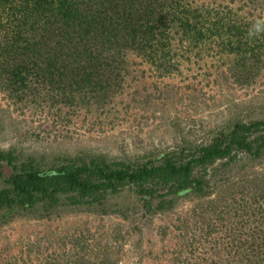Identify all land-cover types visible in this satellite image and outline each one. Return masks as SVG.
<instances>
[{
  "label": "trees",
  "instance_id": "trees-1",
  "mask_svg": "<svg viewBox=\"0 0 264 264\" xmlns=\"http://www.w3.org/2000/svg\"><path fill=\"white\" fill-rule=\"evenodd\" d=\"M257 22L264 0H0V86L14 99L82 111L105 109L129 77L204 67L208 77L248 85L264 73V33L249 37ZM260 161L264 115H236L199 142L128 160L62 155L48 164L0 149V227L123 195L146 216L198 198L208 205L206 234L171 264H264V176L246 175L247 189L232 177ZM219 184L233 200L212 199ZM62 259L47 264L85 261L78 253Z\"/></svg>",
  "mask_w": 264,
  "mask_h": 264
},
{
  "label": "rangeland",
  "instance_id": "rangeland-1",
  "mask_svg": "<svg viewBox=\"0 0 264 264\" xmlns=\"http://www.w3.org/2000/svg\"><path fill=\"white\" fill-rule=\"evenodd\" d=\"M122 87L105 109L80 111L14 99L0 86V149L48 164L62 155L128 160L199 142L236 115H264V73L243 85L208 77L203 67L178 77H129ZM239 168L232 177L246 189V175L264 176V161ZM232 193L219 184L212 199L230 202ZM207 209L206 200L192 198L146 216L135 197L123 195L100 207L24 216L0 227V262L47 264L78 253L84 264H171L186 242L206 234Z\"/></svg>",
  "mask_w": 264,
  "mask_h": 264
},
{
  "label": "clouds",
  "instance_id": "clouds-1",
  "mask_svg": "<svg viewBox=\"0 0 264 264\" xmlns=\"http://www.w3.org/2000/svg\"><path fill=\"white\" fill-rule=\"evenodd\" d=\"M264 33V22H257L249 29V37Z\"/></svg>",
  "mask_w": 264,
  "mask_h": 264
}]
</instances>
